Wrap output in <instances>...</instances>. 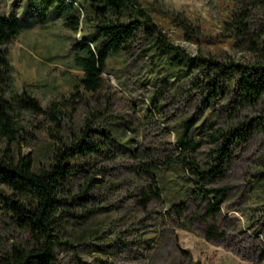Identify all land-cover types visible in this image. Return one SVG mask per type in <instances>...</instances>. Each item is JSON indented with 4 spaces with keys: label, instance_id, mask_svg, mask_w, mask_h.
I'll list each match as a JSON object with an SVG mask.
<instances>
[{
    "label": "rangeland",
    "instance_id": "1",
    "mask_svg": "<svg viewBox=\"0 0 264 264\" xmlns=\"http://www.w3.org/2000/svg\"><path fill=\"white\" fill-rule=\"evenodd\" d=\"M90 1L65 0L79 19L73 31L30 0H0V17L21 21L8 46L13 72L5 92L21 152L31 154L35 170L45 168L86 126L97 148L71 161L51 264H264V100L241 104L236 74L211 92L194 64L179 66L144 40L110 55L100 88L84 90L70 46L102 42ZM139 1L185 57L254 60L264 0ZM241 19L244 33L234 23ZM24 92L42 112L22 103ZM188 119L189 137L200 142L194 151L178 142ZM226 141L228 155L214 167ZM178 157L215 168L216 179H199ZM212 189L225 193L216 216L207 212ZM13 243L27 245L29 237L0 210V248Z\"/></svg>",
    "mask_w": 264,
    "mask_h": 264
},
{
    "label": "trees",
    "instance_id": "2",
    "mask_svg": "<svg viewBox=\"0 0 264 264\" xmlns=\"http://www.w3.org/2000/svg\"><path fill=\"white\" fill-rule=\"evenodd\" d=\"M30 1L37 3L45 12L51 9L63 16L67 28L73 31L78 29L79 19L68 15L70 6L65 0ZM90 4L98 20L94 26L95 32L97 37L102 38V42L93 47L90 42L76 41L70 46L74 62L83 73L81 85L84 90L96 92L100 88L110 55L129 50L136 40H144L151 41L159 51L173 55V62L179 66L187 62L194 64L204 76L211 92L216 90L221 78L236 74L235 87L240 91L241 104L264 100V28L257 35L258 39L251 41L255 57L250 63L244 64L238 59L223 61L199 56L185 57L156 24L151 10L139 0H91ZM176 21L185 33L191 31L185 18L177 17ZM234 23L244 33L243 20H234ZM20 27L21 21L16 15L0 17V185L5 188L0 191V210L9 215L13 223L28 235L29 243H13L10 248H0V264H51L55 259L59 213L62 205L68 204L62 195L66 194V186L73 172L74 164L71 161L79 156L93 154L97 148L89 140L92 128L86 126L81 131L83 138L64 148H57L53 161L45 168L35 170L31 154L21 152L17 142L20 126L14 115L15 107L5 97L13 72L8 59V46L18 37ZM24 96V105L36 112L43 111L34 98L25 92ZM184 123L185 129L178 142L183 151H194L200 145L199 141L189 137V129L194 122L188 119ZM235 133L234 129L229 135ZM217 154L219 162L214 167L222 166L228 155L227 141L218 148ZM178 159L199 179H216L215 168L201 170L191 161L182 157ZM210 191L214 196L208 200L207 212L216 216L225 200V193L221 189ZM84 195L76 196L75 199L84 200Z\"/></svg>",
    "mask_w": 264,
    "mask_h": 264
}]
</instances>
